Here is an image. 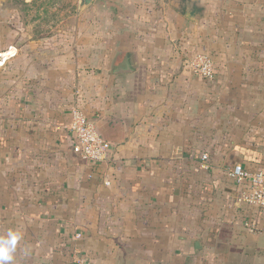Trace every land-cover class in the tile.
<instances>
[{
    "label": "crops",
    "instance_id": "1",
    "mask_svg": "<svg viewBox=\"0 0 264 264\" xmlns=\"http://www.w3.org/2000/svg\"><path fill=\"white\" fill-rule=\"evenodd\" d=\"M101 1L119 8L117 35L102 24L70 40L74 65L115 94L97 108L51 85L72 58L45 52L57 38H0V234H22L13 264H264V233L246 225L260 207L230 174L264 167V0ZM200 53L212 79L190 66ZM74 108L112 143L104 162L75 150Z\"/></svg>",
    "mask_w": 264,
    "mask_h": 264
},
{
    "label": "rangeland",
    "instance_id": "2",
    "mask_svg": "<svg viewBox=\"0 0 264 264\" xmlns=\"http://www.w3.org/2000/svg\"><path fill=\"white\" fill-rule=\"evenodd\" d=\"M133 6L127 10L139 13V8ZM117 13V6L108 10L106 2L101 0H95L83 10L80 9V0H0V38L13 41L21 37L29 40L57 38L58 43L53 45L51 41L45 44V52H60L62 57L70 54L72 58H67L68 67L59 70V76L51 85L59 88L57 91L62 102L64 100L66 104L70 102L81 105L83 102L97 108L112 95L115 97V94H108L106 97L102 93L99 77L84 76L85 69L74 65L77 64L74 57H78V49L76 45L70 44V40L105 35L101 29L102 24H109V36H116V29L111 30V23L116 22ZM94 65L99 68V60ZM90 90L93 91L92 94Z\"/></svg>",
    "mask_w": 264,
    "mask_h": 264
},
{
    "label": "built area",
    "instance_id": "3",
    "mask_svg": "<svg viewBox=\"0 0 264 264\" xmlns=\"http://www.w3.org/2000/svg\"><path fill=\"white\" fill-rule=\"evenodd\" d=\"M190 66L203 78H213L215 61L211 55L197 54L191 59ZM70 130L75 138V150L82 160L90 163L107 160L112 150V143L104 137L98 125L83 110L79 108L72 110ZM230 174L238 182H248L250 190L242 199L260 207L259 223L246 225L251 231L264 233V167L251 172L244 169L242 165L236 164ZM76 262L77 264H93L85 257L78 258Z\"/></svg>",
    "mask_w": 264,
    "mask_h": 264
},
{
    "label": "clouds",
    "instance_id": "4",
    "mask_svg": "<svg viewBox=\"0 0 264 264\" xmlns=\"http://www.w3.org/2000/svg\"><path fill=\"white\" fill-rule=\"evenodd\" d=\"M22 234L16 230H9L0 234V264H13L14 254Z\"/></svg>",
    "mask_w": 264,
    "mask_h": 264
},
{
    "label": "water",
    "instance_id": "5",
    "mask_svg": "<svg viewBox=\"0 0 264 264\" xmlns=\"http://www.w3.org/2000/svg\"><path fill=\"white\" fill-rule=\"evenodd\" d=\"M93 0H80V9L83 10L88 7Z\"/></svg>",
    "mask_w": 264,
    "mask_h": 264
}]
</instances>
